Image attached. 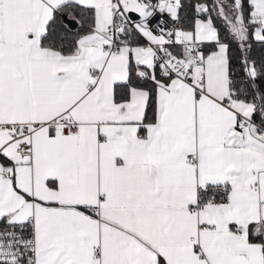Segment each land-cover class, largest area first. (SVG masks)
Wrapping results in <instances>:
<instances>
[{"label":"snow or ice","instance_id":"obj_1","mask_svg":"<svg viewBox=\"0 0 264 264\" xmlns=\"http://www.w3.org/2000/svg\"><path fill=\"white\" fill-rule=\"evenodd\" d=\"M0 264H264V0H0Z\"/></svg>","mask_w":264,"mask_h":264}]
</instances>
